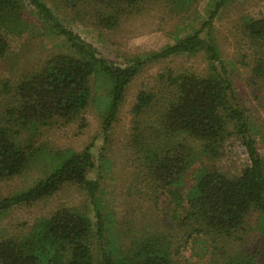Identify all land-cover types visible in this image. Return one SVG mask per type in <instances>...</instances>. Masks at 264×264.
<instances>
[{
  "label": "trees",
  "instance_id": "1",
  "mask_svg": "<svg viewBox=\"0 0 264 264\" xmlns=\"http://www.w3.org/2000/svg\"><path fill=\"white\" fill-rule=\"evenodd\" d=\"M59 1L73 10L81 3L88 11L84 14L87 21L103 31L117 28L124 16L145 2ZM211 1L212 9L200 31L183 38L177 32L174 45L148 59L157 62L201 54L206 61L204 73L167 69L156 76L151 88L138 92L132 108L129 150L140 177L147 179L148 190L173 197L171 225L176 236L171 231H144L124 246L115 220L103 213L99 179L87 176L95 165L90 149L46 152L47 176L18 195L0 196V213L30 206L52 197L64 185H74L85 194L94 219L87 212L59 207L49 217L37 219L25 235L0 240V264H178L176 258L189 246L191 256L204 264H257L253 255L242 250V243L253 214L257 217L251 227L264 238V159L251 136L248 112L237 98L233 62L222 59L212 30L229 0ZM26 7L66 40L72 54L52 57L17 83L0 82V100L10 106L0 118V181L21 176L35 153L46 151L34 145L43 128L72 122L90 105L100 113L102 137L109 142L126 90L146 63L134 58L118 65L104 58L63 26L42 0H0V59L9 50L1 30L8 35L24 31ZM205 30L207 37L201 38ZM240 32L253 49L249 66L256 79L253 86L264 90V19L244 21ZM232 138L239 141L249 160L240 176L190 174L194 144L215 160L223 156L225 143ZM106 155L100 157V169L107 173Z\"/></svg>",
  "mask_w": 264,
  "mask_h": 264
},
{
  "label": "rangeland",
  "instance_id": "2",
  "mask_svg": "<svg viewBox=\"0 0 264 264\" xmlns=\"http://www.w3.org/2000/svg\"><path fill=\"white\" fill-rule=\"evenodd\" d=\"M42 1L63 26L95 47L104 58L118 65H124L134 58H140L146 63L126 90L109 142H104L102 119L92 105L72 122H56L43 128L42 136L34 145L45 148L46 151L35 153L29 168L21 176L0 181V196L7 198L18 195L45 178L50 172L46 152L80 153L89 148L95 165L87 176L89 179H99L103 213L115 220V228L121 234L122 244L128 246L134 236L157 229L171 231L176 236L171 225L173 197L148 190L147 179L140 177L134 155L129 150L132 108L138 92L151 88L156 76L167 69L204 73L206 61L201 54L173 56L157 62L148 59L167 46L174 45L177 32L179 38H183L200 31L212 9V1L145 0L137 10L124 16L119 26L112 31H103L94 26L91 20L87 21L84 14L88 11L81 3L77 4V10H73L59 0ZM79 11L81 13H76ZM24 16L26 27L19 35H8L1 30L7 38L9 50L0 59V82L10 80L17 83L27 73L39 70L52 57L72 54L66 40L53 33L30 7L25 8ZM260 19H264V0H229L213 21L212 30L222 52V59L233 62L231 77L237 88V98L248 112L251 136L264 159V90L253 86L256 82L250 72L253 49L240 32L244 21ZM206 37L207 30L202 31L201 38ZM8 107L10 108L6 100H0V118ZM193 147L194 165L190 171L193 175L206 171L233 178L240 176L249 164L245 149L235 138L225 143L223 156L215 160L203 154L198 144ZM106 152L110 162V171L107 173L100 169V157ZM59 207L87 212L91 220L94 219L83 191L74 185H64L50 198L0 213V240L25 235L37 219L49 217ZM256 217L257 214L252 215L251 229L247 230L248 234L243 239L242 250L253 255L257 264H264V238L252 229ZM191 252L190 246L185 247L176 262L204 264V261L191 256ZM94 255L97 261L98 253L94 251Z\"/></svg>",
  "mask_w": 264,
  "mask_h": 264
}]
</instances>
